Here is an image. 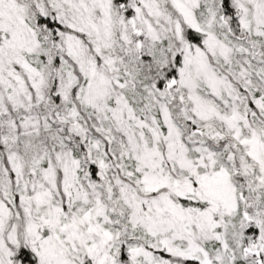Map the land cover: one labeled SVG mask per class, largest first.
Here are the masks:
<instances>
[{"label": "snow or ice", "instance_id": "6c2138e0", "mask_svg": "<svg viewBox=\"0 0 264 264\" xmlns=\"http://www.w3.org/2000/svg\"><path fill=\"white\" fill-rule=\"evenodd\" d=\"M0 264H264V0H0Z\"/></svg>", "mask_w": 264, "mask_h": 264}]
</instances>
